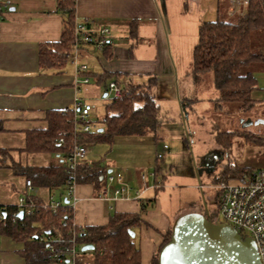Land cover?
<instances>
[{"label": "crops", "instance_id": "obj_1", "mask_svg": "<svg viewBox=\"0 0 264 264\" xmlns=\"http://www.w3.org/2000/svg\"><path fill=\"white\" fill-rule=\"evenodd\" d=\"M75 1V24L92 19L111 31L107 52L91 45L81 47V63L88 65L86 75L90 78L86 86H77V79H82L85 74L78 76L68 59L62 68L40 66V47L61 40L65 17L58 10L59 0H14L5 14L0 37V150L5 151L7 156L4 165H0V206H16L19 197L27 192V179L17 174L14 166L48 167L63 161L60 154L28 150L29 134L48 129L46 115L50 110L74 112L72 107L75 102H82V89L88 92L89 87L96 89L91 85L92 79L96 84L104 85L103 98L106 99V84L112 79L117 78L124 84L131 79L135 84H142L151 77L155 78L154 92L160 106L161 123L163 107L167 113L180 112L184 120L189 113L197 114L198 103L207 100L199 98L193 91V86L202 85H197L191 76L193 51L199 40L200 24L203 21H215L219 3L227 0ZM132 21H137L136 40L129 37ZM104 73H109V76L98 83V76ZM254 75L258 88L252 95L257 102L256 107L264 106V69L254 71ZM183 80L189 83L187 91L182 88ZM211 91L217 97L215 86ZM187 99H198L193 110H183V102ZM93 111L94 107L91 113ZM154 139V144L146 154L149 159V156L154 155L155 161L153 170L152 166L147 165L150 167L147 169L150 177L146 183L142 182L146 178L143 179L142 175H145L143 167L148 160L144 164L138 161L141 166L134 178L131 167L122 164L120 158L106 160L95 148H89L92 145L87 146L88 153L83 164L100 161L108 175L121 178L125 184L127 181L135 184L138 180L139 188L130 187L123 197L113 200L103 198L101 191L106 181L99 189L94 184L78 183L71 199L68 198L66 187L55 190L34 187L31 196L42 204L48 203L51 198L63 203L69 201L66 204H70L73 223L79 227L106 225L115 213H141L143 200L148 206L141 214L144 223L136 229L135 242L141 251V264H151L166 232L173 228L175 221L193 209L200 211V202L196 200L197 185L190 172L188 175L192 182L182 186L192 197L189 202L176 206L172 204V199L164 197V193L159 194V191L165 190L169 177L165 174L166 160L161 162L159 158L163 154L159 151L157 136ZM243 139L234 137L231 149L233 160L241 167L244 166L237 162L234 147L235 143ZM244 142L247 146L248 142L245 139ZM166 147L163 145V149ZM215 149L217 147L208 152ZM255 165L258 169L264 168V161ZM150 200L151 203L148 202ZM13 242L19 245L6 244L9 246L1 249L0 243V264H26L19 254L23 244Z\"/></svg>", "mask_w": 264, "mask_h": 264}, {"label": "trees", "instance_id": "obj_2", "mask_svg": "<svg viewBox=\"0 0 264 264\" xmlns=\"http://www.w3.org/2000/svg\"><path fill=\"white\" fill-rule=\"evenodd\" d=\"M75 0H59L58 10L63 13V31L61 40L55 44H43L39 51V62L42 68H62L65 66L66 53L76 42L75 35ZM230 4L219 3L215 21H203L199 27V40L193 51L191 76L197 85L205 81L207 73L212 74L213 84L219 93L216 106L223 109L229 104H236L241 111H251L256 107L253 92L258 88L254 68L264 62V0H248L242 14H229ZM130 38L136 40L137 21L130 23ZM262 47L254 50L258 37ZM110 48V41L104 51ZM249 69V71H247ZM88 75V74H87ZM86 75V76H87ZM109 73L98 76L101 83ZM156 79L151 77L146 83L135 84L129 79L123 86L122 95L112 98L105 104L103 127L89 133L82 132L83 122L77 112L50 110L46 118L49 127L46 131H35L29 134L27 149L34 152L47 151L60 154L63 161L48 167L14 166L17 174L31 180L36 188L55 190L65 187L67 178L66 159L72 148L78 145L104 143L112 145L116 137L145 136L154 134L161 125V111L157 103L154 88ZM198 99H187L183 110L194 109ZM244 128V127H243ZM243 137L246 142L263 143L264 138L244 128L243 131H217L214 141L218 152H208L200 159V165L208 173H214L216 181L229 182L241 179L252 169L241 167L231 156L234 137ZM60 138L63 142L60 143ZM7 153L0 150V165H4ZM108 174L101 162L82 164L77 170L78 183L94 184L100 188ZM37 204L32 215L22 212L17 206H0V236H6L23 244L20 256L26 264H60L55 254L65 253L74 246L82 257L92 264H141V251L135 242L136 229L143 225L142 212L148 203L141 200V213H115L108 224L101 226L79 227L74 225L70 206H65L55 214L49 207L43 206L35 197ZM218 201V193H217ZM148 202H152L151 200ZM219 209V208H218ZM207 215L208 213H201ZM182 216V215H181ZM212 220L211 215H209ZM213 221V220H212ZM65 222V225L63 224ZM51 235L54 239L49 241ZM173 237L169 229L151 264H160V255ZM85 245H93V251L83 252Z\"/></svg>", "mask_w": 264, "mask_h": 264}, {"label": "rangeland", "instance_id": "obj_3", "mask_svg": "<svg viewBox=\"0 0 264 264\" xmlns=\"http://www.w3.org/2000/svg\"><path fill=\"white\" fill-rule=\"evenodd\" d=\"M262 34L264 35V33L260 35ZM255 37H258L259 43L257 45L254 43V50L262 47L259 40L260 36L256 34ZM123 42H126V40L123 39ZM261 42L264 46V38H261ZM258 69H264V62L256 65L254 71ZM91 85L96 89H90L89 87L88 92L83 88L80 97L82 102L89 103L94 107V111L89 115V121L92 130H98L103 127L105 104L111 98H103L105 93L103 84L98 85L92 79ZM187 87H189V83L183 80V90H189ZM211 89H214L211 73L205 75V81L201 87L193 86L195 95L199 98H207V100L215 99L219 96L217 91V97H214ZM207 100L198 103L196 107L197 114L189 113L187 119L184 120L181 119L180 112H171L170 110L173 109H169L170 112L167 113L163 107L162 123L156 132V142L160 145L159 151L163 154V157H161L162 155L159 157L161 158L160 161L166 160V173H164L169 179L166 183L165 190L159 191V194L163 195L164 193V197L172 199V204L183 206V203L189 202L188 200L192 198L188 191L186 193V188L182 187L187 185L186 183L192 182V180H189L190 176L188 175L192 173L194 182L197 185L196 195L198 198L196 197V200L200 202V211L198 210L199 212H197L196 209H193L194 211L184 213L183 215L207 212L208 215H211L213 222L219 225L224 222L218 212V201L216 198L218 193L217 185L220 182L214 178L219 168L214 173H208L205 167L200 165V157L210 149L216 148L213 134L217 131H243L246 128V130L257 133L264 138V123L256 124L259 120H264V106L260 105L251 111L245 112L241 111L236 104H229L224 106L223 109H220L216 106L215 101ZM248 121H251V125L244 127L243 122L246 123ZM154 141V134L152 133L145 136H120L115 138L112 145L99 143L89 146V148H95L102 158L106 157V160H117V158H120L122 164L129 166L128 168L131 167V172L135 174L134 178L137 177L136 174H138L141 166L138 165L140 164L138 161H143L144 164L148 160L145 167H143L145 168L144 174L146 178L142 182L146 183L150 177V171L147 170L150 167L148 166H152L153 170L155 162L154 155L152 157L149 156V159L146 154L154 144ZM239 141L235 143L234 147L237 162L253 171L258 169L259 167L255 164L264 161V140L263 143H247V146H245L244 139ZM163 145L167 146L166 149H163ZM215 152H218V149H215ZM231 181L236 182L235 179ZM126 184L131 189L139 188L138 180L135 181V184L133 182L129 183L128 181ZM193 198H195V195ZM0 243L2 244L1 249H6L9 246L6 244L19 245L6 236H0Z\"/></svg>", "mask_w": 264, "mask_h": 264}, {"label": "built area", "instance_id": "obj_4", "mask_svg": "<svg viewBox=\"0 0 264 264\" xmlns=\"http://www.w3.org/2000/svg\"><path fill=\"white\" fill-rule=\"evenodd\" d=\"M14 0H0V37L2 34V23L6 12L13 5ZM248 4V0H231L229 14H242L243 9ZM76 42L73 47L66 53V58L75 67L76 73L85 74V76L76 81L77 86H86L90 82V78L86 76L88 66L80 63L81 47L83 45H91L98 50H104L111 38V31L108 27L99 25L95 20L88 19L75 26ZM124 83L115 78L106 84L107 97L117 98L122 95ZM93 106L77 100L72 110L77 112V117L86 122ZM82 132L89 133L92 131L91 125L87 124L82 127ZM60 143L63 138H60ZM88 153L86 145H78L72 148L66 159L67 178L65 187L68 198L74 195L77 182V170L84 163ZM145 178V175H142ZM27 192L19 197L17 207L23 213L32 215L37 204L31 198V193L35 188L31 180L26 181ZM218 212L222 216L223 223L234 228L242 237L251 238L257 247V251L264 264V168L256 169L250 174H245L236 182H220L218 185ZM129 187L121 178L108 175L106 185L101 191V196L106 200L118 199L126 195ZM69 202V201H68ZM70 204L57 201L53 198L46 204L53 213L58 214L65 206ZM1 218V215H0ZM65 225V222L63 223ZM54 238L49 235L47 240ZM68 255L65 253L55 254L60 264H92L85 260L80 251L74 246L67 249Z\"/></svg>", "mask_w": 264, "mask_h": 264}, {"label": "water", "instance_id": "obj_5", "mask_svg": "<svg viewBox=\"0 0 264 264\" xmlns=\"http://www.w3.org/2000/svg\"><path fill=\"white\" fill-rule=\"evenodd\" d=\"M244 122V127L251 125V121ZM261 123L264 120L256 124ZM23 216V212L18 215L20 218ZM172 230L173 237L161 252L160 264H261L256 244L251 238L242 237L225 223L216 225L208 214L180 216ZM132 236L135 234L132 233ZM93 250V245L82 248L83 252Z\"/></svg>", "mask_w": 264, "mask_h": 264}]
</instances>
